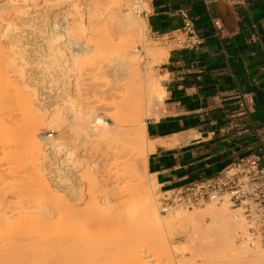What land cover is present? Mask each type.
<instances>
[{
    "label": "bare ground",
    "instance_id": "bare-ground-1",
    "mask_svg": "<svg viewBox=\"0 0 264 264\" xmlns=\"http://www.w3.org/2000/svg\"><path fill=\"white\" fill-rule=\"evenodd\" d=\"M146 8V2L130 0H0V142L14 133L20 140L13 152L24 149L33 160L47 152L52 160L47 165L49 185L40 181L36 185L50 193L47 201L52 192L68 196L53 198L54 207L43 195L36 196L40 200L26 197L37 203H30L38 208L31 209L36 216L23 212L30 210L25 199L27 208L13 205L22 211H3L10 216L1 211L0 264H69L76 255L82 260L87 256L82 264H109L115 255L131 253V240L106 236L110 227L123 222L119 207L105 211L120 190L128 206L139 207L146 225L159 233L163 228L176 230L187 243H198L215 228L228 249L220 250L228 251V257L238 256V261L221 264H264V247L247 237L241 211L230 210L226 198L219 206L211 203L190 212L178 208L162 217L154 201L155 180L149 176L148 183L139 176L138 163L147 173L149 154L157 146H168L151 142L146 135L145 120L156 118L155 108L164 96V77L154 76L151 65L168 56L164 50L151 52L145 43L148 27L139 14ZM2 37L9 41L2 45ZM20 42L30 49L17 52L18 58L9 57L7 50ZM49 130L57 135L54 141L44 138ZM83 182L89 189L87 207L74 209L80 200L70 186ZM90 189L104 193L103 201H96ZM11 230L21 237L11 239L7 236ZM1 231L10 239L5 241ZM159 236L162 255L169 260L176 251ZM213 245L207 246L214 249ZM98 257L102 260L97 262Z\"/></svg>",
    "mask_w": 264,
    "mask_h": 264
},
{
    "label": "crops",
    "instance_id": "crops-1",
    "mask_svg": "<svg viewBox=\"0 0 264 264\" xmlns=\"http://www.w3.org/2000/svg\"><path fill=\"white\" fill-rule=\"evenodd\" d=\"M145 2L149 11L142 16L152 36L171 37L186 14L201 40L193 50L171 48L159 67L164 96L146 135L168 146L149 154L146 169L160 193L208 179L248 156L264 168V0L239 7Z\"/></svg>",
    "mask_w": 264,
    "mask_h": 264
},
{
    "label": "rangeland",
    "instance_id": "rangeland-1",
    "mask_svg": "<svg viewBox=\"0 0 264 264\" xmlns=\"http://www.w3.org/2000/svg\"><path fill=\"white\" fill-rule=\"evenodd\" d=\"M123 1L127 2L129 0H127V1L123 0ZM139 1L145 2V0H139ZM130 2H131V0H130ZM147 10H148V8H146L145 10L143 9L140 12L143 13L144 11H147ZM124 11H125V8H124ZM140 18L143 19L142 14H140ZM8 41H9V39L7 37L1 38L2 45ZM145 43H146V45H149L150 47H152V48H150L151 52L152 51L155 52L157 50H164L166 52H169V50L171 49V47L164 46V44L159 39H157L156 36H152L150 34L149 30L147 31L146 36H145ZM21 44H22L21 42L17 43L16 46H18V47H16V46L12 47L11 46L10 48H12V49L7 50L8 51L7 54L9 55V57H11L13 59L18 58L19 56H18L17 52H21L25 49H30L27 46L22 47ZM13 59H10V60H13ZM163 62L164 61L152 63V65H151L152 66V73L154 76L155 75H156V77L161 76V74L159 72V67L161 66V64ZM22 88L25 89L26 87L22 86ZM159 104H158V106H159ZM158 106L155 108V113L157 112ZM10 109H13L15 113H18L15 111V109L13 107ZM11 112L13 113L12 110H11ZM11 112H8V114ZM147 120H145V123L147 122ZM9 135L11 136V137H8L10 140H8V138H6L7 139V141H6V139L4 138L5 141L3 140L2 142H0V200L3 201V202L0 201V212L6 211L8 208H10L8 210H11L12 208H14L15 210H18V209L21 210L20 208L16 209L15 206H13V205H16V207H20V206L22 207V205H25L27 208L26 202H28V201H27L26 197H28V198L30 197L29 199H31V197L34 198L36 196L41 198V195H43L45 198L46 197L45 195L50 194V193L46 192L45 190L44 191L46 193H44L43 189L42 188L38 189L39 186L37 187L38 184L36 185V183H39V181L44 182L47 185H49L48 184L49 180H48L47 165L49 164V160H50V163L52 162V160L50 159V156L48 155V153L47 152H41V153H38L40 155L39 156L40 158H38L37 157L38 154H36V155H34V157L36 158L35 160L30 159V158L28 159L27 154H26V150H24V149L18 148L19 151L17 150L16 152H13L15 150L13 148L15 146L14 144H16V141L18 142L20 140V136L17 134L14 135V133L12 135L11 134H9ZM49 136H52V137L48 138ZM56 136H57L56 133H53L50 130L46 131L44 134V138L46 139V141H51V140L54 141V138L56 139ZM7 142L9 144H7ZM1 143L3 144L2 147L4 146V148L1 147ZM10 150H12L13 153H18V154H16V155L12 154L13 155V158H12L11 157L12 155L10 154L12 152ZM24 151H25V153H24ZM24 155H26V157H25L26 159L25 158L23 159ZM41 157H42V159H41ZM30 160L31 161L33 160V161L30 163ZM32 165H34L35 167ZM36 166H37V168H36ZM141 166H142L141 163H138V170L140 172L139 176L141 178H143V180H145L146 182L151 183L152 181L149 179V175H147V173L145 172V170ZM81 171L82 170H80V171L75 170V172L77 174L80 173ZM34 175L37 179L34 177ZM23 185H25L26 187H23ZM34 186H36V187H34ZM29 187H32V188H29ZM70 187L72 188V189L70 188L72 190V194H74V196H76V197L78 196L77 198L80 200L79 202H77L75 204L77 207L75 206L74 209H78V210L79 209L81 210L84 208L86 209L87 203H88L87 201L89 200V189L87 188L88 186H86V183L84 184V182H83L78 187H72V186H70ZM32 189H34L35 191ZM90 190H91L90 192H93V194L91 193L92 195L90 194L92 197L94 194L97 195L98 199L96 201H99L100 199L102 200L105 197L104 193L101 194V192L95 191L93 189H90ZM54 193L52 192V195H50L52 197H49L50 200H48L49 201L48 204H47L48 198L46 197V199H45V202L47 201L46 204L48 206L56 203V200H54L53 198L59 197V196L61 198V195L63 196L62 192H56L55 194ZM117 193H118V195L120 194L119 198L114 199V197H113L114 200H112V199H111L112 201L110 200V202L107 204L108 207L106 205H104V206H106V208L102 206V209L105 208V211L110 212L109 210H107L108 208H111L110 210L112 211V209H114L115 207L116 208L119 207V209L118 208L117 209H118L119 213L121 214V217L123 218V219L121 218V221H123V222H122V224H119V225L116 224V225H113L112 227H110L106 232V236L108 239H114L116 237L117 238L119 237V238H124L128 241L131 240V241H129V243H130L131 247L133 248V251L131 253H129L130 251L124 252L121 255L119 254V256L115 255V257L113 258L114 261L111 259L112 263L109 262V264L110 263L113 264L114 262H115V264H118V263H116L118 261H119V264H221L222 261L224 263V262H226L227 259H228L227 261H233V262H235L236 260L238 261V259H237L238 256L236 253H230L229 255L232 257H230V256L228 257L227 253H229V252L223 251L225 246H224L223 242H221L220 239H218L220 237V235L218 234V230L216 232L215 228L210 229V233H209L207 239L206 238H203V240L201 239L202 243H201V241H199L198 243H187L185 238L183 237V235H181L179 233V231L178 232L176 230L172 231L171 229L168 230V228H167V231H165L166 228L165 229L163 228L164 230L162 229L159 233V231L157 229H156L157 230L156 231L155 228L149 226L148 224L146 225V222L143 220V216H142L141 210H139V207L136 209V207L134 205H133V207L130 206L131 208L128 206L131 204H130V202L127 204V202L125 200L126 194L123 190H120V191L116 192L115 194H117ZM153 194H154V199H155L154 201H156V207H157L158 213L162 217H166V215H163L160 213V199L162 197V194L160 193L159 188L156 185L153 186ZM96 195H94L95 199H96ZM98 196H100V197H98ZM101 196H102V198H101ZM38 197H36L37 200H40ZM80 197H81V199H80ZM36 198H35V200H36ZM63 198L68 200V196H66V195H64L62 197V199ZM24 199L26 200V202ZM42 199H43V197H42ZM17 201L19 202L20 205L19 204L17 205ZM33 201H34V199H33ZM33 201H32V203L30 202V200L28 202V206L30 205L28 207V209H30V210L23 209V212L30 211V216H36V214L31 215V212H32V214L35 213V211L33 213V210L38 211V208L35 205L32 206L33 203H36L35 201L34 202ZM21 202H24L25 204L21 203ZM125 202H126V204H125ZM72 204H73V202H72ZM208 204H211V203H207V204H204L200 207L193 208L194 210L193 209H189V210L186 209L185 211L186 212H188V211L190 212L192 210L196 211L198 209L203 208V206L208 205ZM212 204H214V203H212ZM219 205H220L219 203H215L214 206H219ZM48 206H46V207H48ZM14 209H13V211L11 210L12 213L15 212ZM31 209H33V210L31 211ZM179 209L184 211V209H182V208H179ZM229 209L235 210L236 208L232 207L229 204ZM8 210L6 212H11ZM19 210L16 211L15 213L20 212ZM39 210H40V208H39ZM137 210H139V211H137ZM176 210H178V208ZM42 212L43 211H41V213ZM3 213H5V212H3ZM0 214H2V213H0ZM38 214L39 213H37V215ZM2 215H4V216L9 215L10 216L11 214L5 213ZM126 219H128V221ZM243 220H244V218H243ZM244 223H245V221H244ZM1 230H3V232L8 231L6 228H2ZM211 230H212V232H211ZM12 231L13 230H11L7 233H9V234L12 233L13 235H9V234L7 235V233H5V234L9 237L12 236V237H10L11 239H17L18 237H16V236L21 237L19 234L16 235L15 232L13 233ZM171 232H173V233H171ZM213 232L215 233V235ZM1 233H2V231H1ZM177 233H179V234H177ZM246 233H247V231H246ZM5 234L3 235V233H2L4 240L7 241L6 239L9 237L5 238V236H6ZM157 234L158 235L161 234V236H163V237L165 236L166 238L165 237L164 238L166 239V242H168L170 247L173 246L171 248H174V251H176L175 255H173V253H172V255L169 256V260L165 259V256L162 255L160 241L157 242V240H158ZM211 234L214 236L212 237ZM161 236H159V237H161ZM247 237L251 240V238L248 236V234H247ZM213 239H215V240H213ZM251 241H252V243H256L253 240H251ZM208 243L214 244L215 247H212L214 249H210L211 247L207 246ZM201 244L203 246H205V248L199 249L198 246H196V245H199V247H200ZM220 244H222V245H220ZM257 245L264 247V245L260 244L259 242H257ZM220 246H222V247H220ZM80 248H81V246H80ZM80 248H77V249L80 251L81 250ZM220 248H223V250L222 249L220 250ZM225 249H227V248H225ZM211 251H212V253H210ZM192 252H194V253H192ZM213 253H214V255H213L214 257L212 256ZM231 254H233V255H231ZM76 256L78 259L76 258ZM76 256L72 257L71 259H69L70 257L68 258L70 261L69 264H71L72 262H73L72 264H74L75 262L77 263V262H80V260H82L80 256L79 257H78V255H76ZM210 256L212 259L210 258ZM84 257L86 259L87 256H84ZM84 257H82V258H84ZM88 257H91V256H88ZM117 257H119V258H117ZM73 258H75L74 259L75 261L73 260ZM99 258L100 257L96 258L97 262L102 260V258H100V259ZM166 258H168V256H166ZM85 259L82 260L81 263H77V264L86 263L88 261V258L86 259L87 261ZM92 259L89 258V260H92ZM212 261L214 263H212ZM98 263L100 264L101 261ZM67 264H68V262H67ZM102 264H103V261H102ZM107 264H108V262H107Z\"/></svg>",
    "mask_w": 264,
    "mask_h": 264
},
{
    "label": "built area",
    "instance_id": "built-area-1",
    "mask_svg": "<svg viewBox=\"0 0 264 264\" xmlns=\"http://www.w3.org/2000/svg\"><path fill=\"white\" fill-rule=\"evenodd\" d=\"M201 1L205 5L223 2L233 7L245 3V0ZM182 16L184 20L181 30L174 32L171 37L156 38L167 47L193 50L201 44V40L195 32L193 22L186 14ZM212 24L220 30L221 23L218 19H214ZM224 198L232 207L242 212L251 240L264 245V168L260 166L256 156L239 159L208 179L162 193L160 213L167 215L177 208L189 210L207 203H219Z\"/></svg>",
    "mask_w": 264,
    "mask_h": 264
}]
</instances>
